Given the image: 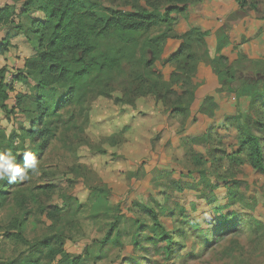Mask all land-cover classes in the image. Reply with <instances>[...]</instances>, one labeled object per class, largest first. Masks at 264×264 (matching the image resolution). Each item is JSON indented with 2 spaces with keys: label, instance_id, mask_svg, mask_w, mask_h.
<instances>
[{
  "label": "rangeland",
  "instance_id": "374dc122",
  "mask_svg": "<svg viewBox=\"0 0 264 264\" xmlns=\"http://www.w3.org/2000/svg\"><path fill=\"white\" fill-rule=\"evenodd\" d=\"M99 1L125 12L152 7L162 13L170 0ZM240 1L236 0L246 8L251 0L242 5ZM258 1L262 16L264 0ZM5 3L0 0V8ZM251 3L250 10L257 8L255 0ZM210 5L211 1L195 3L189 12L172 15L162 56L167 59L178 49L179 37L189 36L200 62L204 54L216 55L218 41L228 39L229 53L222 51L227 61L213 66L200 62L197 75L202 85L189 114H173L171 105L154 97L141 98L134 107L119 104L120 92L112 99L94 101L81 116L79 107L62 111L57 136L36 158L39 174L30 172L32 178L23 182L0 181V264H71L78 257L81 264H264V175L251 168L240 144L241 131L247 129L261 139L264 149V82L249 98L238 94L242 83L264 71V25L260 36L249 40L247 34L236 32L246 12L224 21L212 16L205 22L203 13ZM194 29L208 33L206 38L194 39L190 35ZM161 32L167 28L154 35ZM3 38L0 30V42ZM28 80V85L23 82L18 88L17 81L11 88L6 105L15 114L0 115V154L11 145L14 133L22 137L39 117L31 114L36 109L35 81ZM64 93L62 85L48 91L43 106L50 114ZM19 95H26L23 108L30 113L17 107ZM135 119L137 126L144 121L147 136L141 151L127 158V152L135 151L137 141L144 139L136 133ZM16 145L20 151L21 140ZM39 145L26 141L23 147L31 151ZM132 158L135 170L118 169L133 165ZM99 172L108 176L109 184ZM51 207L62 210L61 222L48 219L45 211ZM218 207L223 214H218ZM151 210L174 237L171 257L159 240L160 229L147 214ZM221 215L223 222L209 224ZM113 225L118 230L104 245ZM46 240L62 248L70 262L40 254L38 248Z\"/></svg>",
  "mask_w": 264,
  "mask_h": 264
},
{
  "label": "trees",
  "instance_id": "16d2710c",
  "mask_svg": "<svg viewBox=\"0 0 264 264\" xmlns=\"http://www.w3.org/2000/svg\"><path fill=\"white\" fill-rule=\"evenodd\" d=\"M6 1L10 4L0 8V29L7 28L9 32L0 43V56L6 54L11 46L14 36L11 32L22 29V18L30 23L31 32L38 36L36 55L25 62L24 70L17 74L16 80L28 85V79H34L36 109L31 114H38L39 117L32 120L29 130L24 131L22 137L16 133L11 136V145L4 152V155L11 154L15 158L14 162L20 163L21 167L24 165V152H31L37 158L57 136L62 118L60 114L65 109L79 107L81 116L87 111L85 108L94 101L99 98L112 99L120 92L122 97L116 99L119 104L134 107L139 99L154 97L171 105L173 114L188 115L196 101L199 86L202 85L198 83L197 75L200 62L213 66L227 61L222 52L229 46L227 37H224V42L218 41V51L214 58L207 53L199 62L192 51V38L189 36L179 37L178 49L162 60L167 35L174 22L172 15L187 13L195 3H208L211 0H170L162 13L152 7L150 10L137 9L135 12L115 10L105 7L99 0ZM241 2L245 0H241L240 5ZM32 9L41 11L45 20L31 18ZM164 27L167 32L154 35ZM192 32L190 35L197 40H204L207 36V33L196 29ZM159 63L160 69L157 68ZM169 67L173 68L170 73L164 74L161 71ZM6 71L5 68L0 70V115L4 113L9 118L15 112L6 105L12 92L11 87L5 83ZM249 81L248 84L242 83L238 89L240 97L249 98L253 95L259 83L264 82V71ZM59 85L64 86L65 93L50 114L48 108L43 106V101L49 97L48 91ZM25 99L26 95H19L17 107L28 114L30 110L23 108ZM86 124L89 125L88 117ZM241 136L240 144L245 148L251 168L264 175L261 139L247 129L241 131ZM18 140L22 142L20 151L16 145ZM26 141L32 144L39 142L40 145L30 151L23 147ZM2 144L1 140L0 149ZM217 210L218 214L224 212L219 207ZM45 214L49 220L61 222V209L51 207ZM147 214L160 229L159 240L164 244L167 258L171 257L174 237L161 225L156 211H147ZM223 216L214 217L209 224H216L219 220L220 224ZM227 223L229 225L228 219ZM22 224L16 225L17 230L21 229L18 238L22 232ZM117 230L118 226L113 225L104 245L109 244ZM118 236L119 233L116 237ZM38 249L40 254H45L50 260L62 256L64 261L70 262L68 254L62 248L53 247L49 240L41 243ZM101 259L102 257L98 258ZM71 264H81V258L73 259Z\"/></svg>",
  "mask_w": 264,
  "mask_h": 264
},
{
  "label": "crops",
  "instance_id": "0c3cea01",
  "mask_svg": "<svg viewBox=\"0 0 264 264\" xmlns=\"http://www.w3.org/2000/svg\"><path fill=\"white\" fill-rule=\"evenodd\" d=\"M251 2L252 0L249 1L250 5L248 7L243 8V6H239L236 0H211V5L207 6V9L204 10V13H203L205 16L204 20L205 22H207L206 19H208L209 17L212 18V16H215L216 19L224 21L225 19L229 18V16H237L240 13L246 12L245 13L246 17L241 22H239L238 29L236 30V32L238 34H247V38L249 40H252L255 35L260 36V33H261L260 28L262 24L264 25V15L262 16L259 15V13L261 12V5H259V1L255 0V5L257 4V8L253 7V10L249 9L250 7H252ZM6 4H10V3L7 1V3H5L4 6ZM30 17L33 19L41 20V21L45 20L44 14L37 9L35 10L32 9V12L30 13ZM21 25L23 26L22 29L11 32L14 36L11 40V46L8 52L0 56V70L3 68L5 69L7 68L8 71L9 70L11 71L19 70L18 72H21V70H24L25 62L33 58L36 55L37 48H38V36H36L35 34L31 32L30 23H28V21L25 18H22ZM0 30L1 32H3L4 38H5L9 30L7 28L0 29ZM3 39H1V41ZM228 48L229 46H227L226 48V51H225L226 54L229 53ZM215 56L216 55L212 56V58H214ZM29 82L31 83L30 80ZM18 84H19L18 88H20V86H23L22 82ZM134 122L136 123V128H135L136 133L137 131L141 132L140 137L142 136L144 139L142 140V142L137 141V144H136L137 147H135V151L127 152V158H131L135 154H137L136 152L141 151V148L143 147L142 144L143 143L145 144L144 140L146 139V136H147V132H146L147 127L146 128L143 127L144 121L142 122L141 126L140 125L137 126L136 119ZM153 154L157 155V151H153ZM131 162L133 165L131 164H127L125 166L120 165L118 169L120 168L119 169L120 171L122 168H125L128 170H135L137 167V163L134 160V158L131 159ZM114 173L116 172L114 171ZM100 176L103 178L105 182H107L108 184L110 183L111 180L108 178V176L106 177L104 174H100Z\"/></svg>",
  "mask_w": 264,
  "mask_h": 264
},
{
  "label": "clouds",
  "instance_id": "9594fccd",
  "mask_svg": "<svg viewBox=\"0 0 264 264\" xmlns=\"http://www.w3.org/2000/svg\"><path fill=\"white\" fill-rule=\"evenodd\" d=\"M24 165L16 164L15 158L11 155L0 154V181L7 179L9 183L23 182L32 177L29 173L39 174V161L31 152H24Z\"/></svg>",
  "mask_w": 264,
  "mask_h": 264
},
{
  "label": "built area",
  "instance_id": "2783aa9c",
  "mask_svg": "<svg viewBox=\"0 0 264 264\" xmlns=\"http://www.w3.org/2000/svg\"><path fill=\"white\" fill-rule=\"evenodd\" d=\"M8 73L9 74L5 77V83L9 87L13 88L17 83V80H16L17 71L13 70V71H10Z\"/></svg>",
  "mask_w": 264,
  "mask_h": 264
}]
</instances>
